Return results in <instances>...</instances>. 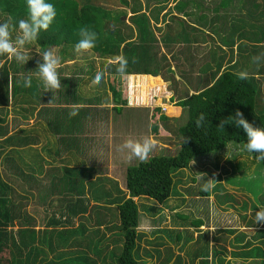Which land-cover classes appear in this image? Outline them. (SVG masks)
Listing matches in <instances>:
<instances>
[{"label": "crops", "instance_id": "crops-1", "mask_svg": "<svg viewBox=\"0 0 264 264\" xmlns=\"http://www.w3.org/2000/svg\"><path fill=\"white\" fill-rule=\"evenodd\" d=\"M179 1L182 6L177 9L175 6ZM171 3V0H166L158 4L160 9L158 15L154 16L156 21L149 22V19V25L137 24L135 14L138 11L131 8V25L121 20L118 29L112 30L105 25L101 33L102 38H106L107 32L111 30L114 33L113 38L122 41L120 48L126 41L149 42L146 47L148 53L157 54L158 57L154 66L158 69V74L128 73L122 77L118 72L108 70V62H115V59L97 56L92 50L81 56V53L75 51L76 44L69 42L48 48L35 42L26 45L25 49L30 58L26 64L17 62L14 57L9 58L7 54L0 60V70H6L8 74L7 77H0V182L11 186V183H19L20 198L30 203L34 201L35 204L52 207L58 205V197L68 193L65 190L68 181L57 175V166L70 167L77 164L82 167V176L75 181L82 183L85 190L83 195L90 199L89 202L93 196L90 194L91 186L100 196H106V191L113 197L119 194L116 187L123 191L125 184L124 187L121 186V181L109 174L114 170L112 167L123 166L122 181L125 183L124 168L138 162L123 161L126 156L119 150L120 145L129 138L138 139L151 135L158 142L159 151L156 154L164 149L170 150L173 140L166 135H171V128L183 124L186 120V112L179 104L181 96L197 93L200 89L210 86L227 67L241 69L254 76L263 95L264 74L257 72L264 71V59L257 64L253 62V58L264 53V0H174L173 9ZM139 4L141 6L138 10H141L142 1H135L133 6L138 7ZM152 6L153 2L143 5L147 13ZM143 13L146 14L145 11ZM176 18L177 22L184 26L180 28L182 32L174 36L169 32L178 28ZM19 34V29L12 30L13 41ZM45 49L55 50L61 58V67L58 69L61 88L54 93L44 87L36 74L38 63L43 62L42 55L37 50ZM105 51H110V48ZM118 52H122L121 49ZM79 57H82L80 64ZM218 63L220 68L213 77ZM254 67L256 70L253 73L250 68ZM97 71L103 72L104 77L98 85H92ZM28 76H32V85L24 87L23 79ZM83 88L86 89L84 98L78 95V90L82 91ZM72 110L78 111V115L70 117ZM179 117H182L183 123H171ZM9 135H13V139L4 143V139ZM174 140H178V137ZM91 166L94 167L95 173L89 169ZM100 166L107 168L108 173L98 172L97 167ZM101 176L105 177L100 179ZM93 180H97L94 183L95 188L92 185ZM25 204L20 203L21 211L24 210L22 205ZM182 208L180 205L172 211L167 210V216H164L161 222L152 223L146 219L138 225V231L144 221H147L146 226L153 225L150 227V239L146 240L150 245L143 251L146 264H175L176 255L157 260L158 255L150 253V250L163 246L162 242L153 240L157 239V235L167 237L164 231H159L164 228L181 233V237H175L173 241L183 250L187 240H190L189 235L199 238L203 234L206 239L207 256L183 257L185 260L181 262L184 264H223L225 261L229 264L235 259L234 251L240 252L241 246L250 248L261 243L258 242L261 235L253 234V231L262 230L264 224L255 226L249 221H243L226 225L209 221L193 227L180 217L177 222H172L171 213ZM25 210L33 216V213ZM57 213L56 217L60 215V211ZM54 214L51 212V215ZM33 217L35 219V216ZM42 219L44 221L40 222L35 219L36 225H39H35V229L46 227L48 217L43 216ZM85 224L87 230L80 244H68L70 255L67 257H75L80 248H83L89 257H108L112 252L114 255L119 253L118 247L121 245L112 240L113 234L99 238L104 237L100 243L103 244L100 252L87 251L84 244L104 233L99 229L97 234L88 235L91 226ZM236 227L240 228V231H237ZM221 228L225 231H230V228L232 230L224 233L232 242H219L224 250L215 246L218 244L215 242V236L218 241L221 233H217V230ZM182 239L184 242H181ZM251 239L257 240L251 242ZM234 244L239 247L235 249ZM70 245L76 247L71 248ZM216 250L218 253H214ZM247 257H252V254Z\"/></svg>", "mask_w": 264, "mask_h": 264}, {"label": "trees", "instance_id": "trees-1", "mask_svg": "<svg viewBox=\"0 0 264 264\" xmlns=\"http://www.w3.org/2000/svg\"><path fill=\"white\" fill-rule=\"evenodd\" d=\"M17 1L19 2L20 0ZM164 1L159 0L154 3L151 11L155 10L157 12L156 15H158L160 9L158 4H162ZM4 2L8 6L16 2V0H4ZM48 2L56 6L57 17L47 31H41L35 42L37 45L48 48L61 43L76 44L80 39L78 29L82 26H88L98 35L96 47L92 49L97 56L115 59L119 55H124L129 59L127 73L158 74V69L154 67L158 62L157 54L151 55L148 53L146 47L149 42L146 40L139 42L126 41L120 48L122 41L113 38L114 33L111 30L108 29L106 38H102L101 33L104 30V26H98V21L90 6H78L74 0H48ZM14 6L16 5L14 4L11 7ZM181 6L182 2L179 1L175 7L179 9ZM132 9L138 11L137 6H133ZM137 14H135V21L140 26H144L142 21L139 20L141 17ZM2 20L3 17L0 20V24H2ZM108 48H110V51H105ZM119 49L122 52H118ZM5 55L0 56V60L5 58ZM133 59H135V63L132 62ZM117 67L118 64L116 62H108L109 71L117 72ZM216 67L217 71L213 72V77L218 72L220 63ZM241 71V69L227 67L219 73L210 86L200 89L197 93L185 94L180 97L179 104L183 107L187 117L183 124L176 127L179 147L174 154L160 152V154L152 155L151 159L146 163L138 161L127 165L123 172L127 194L126 192L124 193V190L118 189V187L116 189L119 194L113 197L106 191V196H100V193L94 192L92 196L94 203H90V199L83 195L84 188L82 183L73 180L71 185L68 183V186L65 187L68 193L58 197L57 208L60 211V215L58 217L50 216L47 219L45 228L35 229L36 222L34 217L26 212L25 209L21 211L18 203L12 200V196L15 195L13 186L1 181L0 264H97L96 260L91 259L83 248L79 249L75 257H67L70 252L65 247L69 246L68 244L71 242L80 244L82 236L87 230L85 223L97 226L93 229V234H97L99 231L98 226L102 225V223L108 225L105 227L117 229V239L112 238V240L121 241V247H118V254L114 255L112 252L108 257H116L117 264H138L140 257H137L139 252L136 255V251L140 250L141 239L137 227L142 220L149 219L152 223L161 222L162 218L167 216V210L172 211L182 205L183 208L180 211L171 213L172 222H177L180 217L193 227H198L202 222L208 223L210 219H203L202 217H205V215H201V213V216L198 215L195 218L189 219L190 217H187L186 207L183 205L185 202L181 203V200H186L185 195H180L176 201H172L171 196L175 194L172 190L174 176L179 181L183 175V173L179 172L175 175L173 170L188 168L191 160L194 159L198 162V158L223 149L229 142L241 143L246 147L247 136L242 128H237L234 123L226 124L224 129L218 128L220 121L233 116L237 109L243 112L244 117L250 123H253L254 126L264 127V104L261 102L260 87L257 85L256 78L250 74L246 80L238 79L237 74ZM257 74L262 75L264 71L257 72ZM0 75V77H7L8 74L6 70H0ZM201 113L206 115V121L202 128H197L195 121ZM13 137V135H9L3 142L8 143ZM27 140L30 139L27 138ZM250 154L264 167V160H258L256 153L250 152ZM96 182L97 180H93L92 185L94 188L96 185L94 183ZM256 187H259L260 190V186ZM220 189L221 185L219 183L216 184L212 190V200H209L212 202V218L210 222L215 224L221 223L216 220L215 215L220 213V210L215 212L214 209H224L234 214L230 210V205H228V201L235 200L234 196L228 192H221ZM210 194L211 191L204 192L201 189V198L198 199H201V202L205 199L208 201ZM140 196H145L155 201L149 206L148 209L151 210L149 213H141L142 218L139 217L140 210L138 207L139 202L137 201ZM246 198L250 200L249 197ZM170 200L171 203H169ZM192 200L193 206L191 208L194 207L196 209L197 200ZM100 201L103 203H98ZM201 202L200 205L202 204ZM91 208L93 209V218L92 214L89 216ZM199 212L201 211L199 210ZM245 215H247V212ZM75 217H78V225L72 226V219ZM248 221L252 223V220ZM222 224L227 225V222ZM50 225L53 226L48 227ZM159 231H164V234L169 239L181 237L179 231L169 228L159 229ZM223 231H225L224 228L217 230V233H221L218 241L216 240L217 236H215V242H218V244L215 243V246L221 247V250L225 249L221 243L230 241L225 235L230 231H226L225 234ZM102 236L104 234L97 236V239H91V242L84 244V248H87V251L100 252L103 247V244L100 243L104 237L102 239L99 238ZM233 246L235 249L239 247L235 244ZM252 248L256 251L260 250V247L256 245H253ZM202 251L194 252V257H206V252ZM50 253L52 257L48 256ZM214 253H218V250L214 251ZM234 253L240 252L234 251ZM261 254L264 255V252Z\"/></svg>", "mask_w": 264, "mask_h": 264}, {"label": "rangeland", "instance_id": "rangeland-1", "mask_svg": "<svg viewBox=\"0 0 264 264\" xmlns=\"http://www.w3.org/2000/svg\"><path fill=\"white\" fill-rule=\"evenodd\" d=\"M74 1L78 4V6L79 5L90 6L91 10L96 16V19L98 21V26L102 25L105 27L106 25L108 28H112V30H115L119 28L120 26L119 22H121V20L126 21L125 23L128 25L132 24L131 19H130V16L132 14L131 8L133 7V4L135 3V1L143 2L141 10H138V14H137L141 17V19L139 20L142 21L143 25H149L150 24V23L148 24L149 19H150L149 22L151 20L156 21L155 20L156 17L154 16L156 15L157 12L155 10L153 11L149 10L147 13V9L146 7H143V5L145 3H148V4H151L152 2L156 3L159 0H74ZM171 2H172L171 9H173L172 4L174 3V0H171ZM14 4L16 6L11 7ZM206 5L208 7L210 6V4H206ZM140 6L141 5L139 4L138 8ZM143 11L146 12L145 16H144ZM191 14H193V12ZM2 17H3V20L1 23L7 22V23H10V25L12 26V29H15V30L19 29L18 22L21 19L28 18V9H27L26 0H20L19 2L16 0V2H13L12 4L8 6L5 4L4 0H0V18ZM177 20L178 18L175 19L178 25V28L172 29L171 32H169V34H174V36L181 33L182 29L180 28L184 26V24L180 25L177 22ZM82 55L83 53H81V56ZM81 59L82 57L78 58L79 60L78 64H80ZM94 67L96 66L94 65ZM89 68L91 69V66H89ZM96 69L97 68H95V70ZM250 69L253 70V73L256 70L255 67L253 69L252 68ZM78 92H79L78 95L80 97H83V98L86 97L85 88H83L82 91H80L79 89ZM262 93L264 95V88L262 89ZM263 95L261 94V97H262L261 102L264 104ZM184 117L186 118V115H184ZM181 119L182 117L176 118L171 123L178 124V123H181V121L183 123L184 121ZM171 129H172V134L166 135L167 137H170L171 140H173L172 145L170 144L171 149L168 151L166 149L160 151V152H165V154H174L176 152L175 150L179 147V137L177 135V130H176L177 128L176 126L175 127L173 126ZM177 137H178V140H174V139H177ZM158 151L159 149L157 148L152 155L156 154ZM160 152L158 154H160ZM198 159H199L198 162H196L194 159L191 160L190 167L188 168L173 170V173H175V175L177 172L183 173V175L181 176V179L179 181H177V179H175V176H174L172 190L175 194L174 195L172 194L171 199L172 201H176L178 199V196L185 195L186 200L185 201L181 200V203L183 204L185 202L183 205L186 207L187 217H190L189 219H191L192 217L194 218L198 217V215H200L201 213V215L202 214L205 215V217H202L203 219L206 218V220L207 219L211 220L212 218L211 203L212 202H210L209 200H212L213 191L211 190V194L208 197V201L210 202V204L206 199L203 200V202H201V199H198V198H201L200 190L202 189V186L205 183L206 179L215 178L217 180L216 184L219 183L221 185L220 191L221 192L224 191V192H228L229 194H232L235 199V200L228 201V205H230V210H232V213L234 214H231L227 210H224V209L222 210V209L217 208V209H214V211L218 212L220 210V213L215 214L217 218L216 220H218L220 223L236 222V224L243 222V221L252 220V225L261 226V224H264V223H261V224L255 223V214L257 211H259V208H257V205L264 206V167L261 164H259L258 161L255 160V158L250 154V152L246 150L245 146H243L241 143L229 142L228 144H226L225 147H223V149L216 151L215 153L213 152L211 154H208L204 157H200ZM123 161H127V159ZM93 168H94L93 166L89 167L91 172L92 171L94 172ZM112 168H114V170H111L109 174H113L115 177H117V179H119L118 181H121L120 183L121 186L124 187V182L122 181L123 180L122 178L123 166H116V168L115 167H112ZM81 169L82 167L77 164L76 165L72 164L70 167L61 165V166H57V175L63 178L64 180L68 181L69 185H71L73 180L79 179L82 176ZM97 169H98V172L100 173L102 172L108 173L107 168L103 166L97 167ZM102 169H104L105 171H102ZM102 177H105V176H101L100 179ZM11 184L15 190V195L12 196V200L18 203V205H20V203L22 204L26 203L25 205H22L24 207L23 209H27L29 212L33 213V216H35L36 220H38L39 222L41 220L44 221L42 217L45 216L49 218L50 216H52L51 212L55 213L54 215L57 216L58 214L57 212L59 211L57 208L58 205H54L52 207L50 206L45 207L44 205L41 206L40 204H35L34 201L30 203L29 201H26V199L19 197V188H18L19 183H11ZM103 184H106L107 186L110 185V183H103ZM256 186H260V190H259V187H256ZM91 187L89 188L90 194H93L94 189H91ZM125 192L127 194V190L124 187V193ZM86 194L90 195L89 193H86ZM246 197H249L250 200H248V198ZM192 199L194 200L198 199L197 204L195 205L196 209H194V207L191 208L193 206ZM137 201L139 202L138 207L140 210V215H139L140 218H142L141 213L146 214V213H149V211H151L148 208L155 202L152 199L145 197V196L138 197ZM200 202L202 203L201 205H200ZM90 203H94L93 199L90 201ZM169 203H171V200L169 201ZM141 204H143L141 206L142 208L140 207ZM198 208H201V209H198ZM199 210L201 212H199ZM246 212H247V215H245ZM92 213H93V209L91 208L89 216H91ZM92 218H93V214H92ZM78 221L79 220L77 218H73L72 225H76ZM145 222L147 221H144L143 224L139 227V231L142 234L140 236V239H141L140 247H142L143 250L141 249V250L136 251V255L139 252L137 257H140L138 264H142V263L146 264V259H145L146 257H144L143 251H146V249L148 248L147 245H150V244H147L146 240L150 239L149 238L150 237L149 235L150 227H152L153 225L146 226ZM105 224L106 223H102V225L98 226V228L102 230L105 236H109L111 233H113V236H111V238H116L117 229L105 227V226H108L107 224L106 225ZM36 226H39V225H36ZM90 226H91L90 227L91 230H88L87 232L88 235L93 234L92 233L93 229L97 227L95 225L92 226V224H90ZM236 229L237 231H240V228L236 227ZM261 229L262 230L253 231V234L261 235L258 241V242H261L259 243L260 250L259 251L253 250L252 246L250 248L241 246L242 248L240 247V253H235L234 254L235 259H232V261H230L229 264H264V255L261 254L262 252H264V227H262ZM230 231H232L231 228H230ZM188 233L190 232L188 231ZM223 233H226V231H223ZM157 236H158L157 239H154L153 241L162 242L163 246H161V248H158L156 246L155 248L152 246L153 248H155V250L153 249L150 250V253L153 252L156 255H158V257H156L157 260L162 259V257H175L176 255V258H174L176 259L175 264L176 263L184 264L181 262V260H185L183 257H194V252L195 251L197 252V250L199 251L203 250L202 252L204 253L207 252V248H206L207 242H206V239L203 238V234L199 238H194L191 235H189L190 240H187V242L185 243V246L183 247L184 250L181 247H179V245L175 244V241H173L174 239L171 238L172 240H170L167 237H163V235L162 236L157 235ZM142 240L144 241V243L142 242ZM256 240L257 239H251V242H254ZM115 242L117 245L119 246L121 245L120 241H115ZM181 242H184V240L182 239ZM113 245H115L114 242H113ZM70 247L74 248L76 247V245H70ZM65 248L66 250L68 249V247H65ZM179 253L181 255H178ZM236 254H239V255H236ZM250 254H252V257L248 258L247 255H250ZM48 256L52 257V254H49ZM90 258L96 260L97 264H117L116 257H112V256L104 257L105 261L103 260V257H96L95 255H93ZM225 262H223V264H226ZM158 264H160V262Z\"/></svg>", "mask_w": 264, "mask_h": 264}, {"label": "clouds", "instance_id": "clouds-1", "mask_svg": "<svg viewBox=\"0 0 264 264\" xmlns=\"http://www.w3.org/2000/svg\"><path fill=\"white\" fill-rule=\"evenodd\" d=\"M28 9V18L21 19L18 22L20 30L19 35L13 41L12 26L10 23L0 24V56L7 54L9 58L21 64H26L29 61V55L25 49L28 44H33L37 41L41 31H47L57 17V9L53 3L48 0H26ZM78 36L80 39L75 45V51L80 53L90 52L96 47L98 35L95 31L91 30L88 26H82L78 29ZM42 55V63H38L37 76L42 81L44 87L51 92L59 91L61 88V80L58 69L61 67V58L53 49L37 50ZM264 59V53L253 58V62L259 64ZM118 64L116 71L123 77L127 75L129 59L124 55H119L115 58ZM135 63V59L132 61ZM238 79H248L246 71L239 72ZM104 77V73L97 71L92 85H98ZM32 78L28 76L23 79L24 87H31ZM70 117L78 115V111L72 110L69 113ZM206 121V115L201 113L196 121V127L202 128ZM234 123L237 128H242L247 136L246 150L248 152L256 153L258 160H264V127H256L250 123L245 117L243 112L239 109L236 110L233 116L227 119H222L218 128L224 129L226 124ZM189 139V138H187ZM186 139V142H187ZM158 147L157 140L151 135H145L142 138L132 139L129 138L120 145V151L126 156L128 162L139 161L140 163L148 162L154 151ZM217 180L215 178L206 179L202 186V191L209 192L216 186ZM259 211L255 214V223H264V206L257 205ZM214 232L215 229H212Z\"/></svg>", "mask_w": 264, "mask_h": 264}]
</instances>
